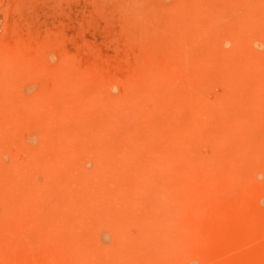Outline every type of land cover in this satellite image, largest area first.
Masks as SVG:
<instances>
[{
    "label": "rangeland",
    "instance_id": "374dc122",
    "mask_svg": "<svg viewBox=\"0 0 264 264\" xmlns=\"http://www.w3.org/2000/svg\"><path fill=\"white\" fill-rule=\"evenodd\" d=\"M0 264H264V0H0Z\"/></svg>",
    "mask_w": 264,
    "mask_h": 264
}]
</instances>
